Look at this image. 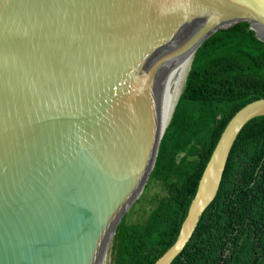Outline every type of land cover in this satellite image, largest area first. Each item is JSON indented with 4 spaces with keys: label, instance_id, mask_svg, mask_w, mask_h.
Instances as JSON below:
<instances>
[{
    "label": "water",
    "instance_id": "1",
    "mask_svg": "<svg viewBox=\"0 0 264 264\" xmlns=\"http://www.w3.org/2000/svg\"><path fill=\"white\" fill-rule=\"evenodd\" d=\"M241 22L264 41V0H0V264H108L156 164L165 87ZM262 115L264 97L232 116L154 264L185 249Z\"/></svg>",
    "mask_w": 264,
    "mask_h": 264
},
{
    "label": "trees",
    "instance_id": "2",
    "mask_svg": "<svg viewBox=\"0 0 264 264\" xmlns=\"http://www.w3.org/2000/svg\"><path fill=\"white\" fill-rule=\"evenodd\" d=\"M262 97L264 41L249 22L203 42L147 185L113 237L109 264H154L174 244L225 127ZM171 264H264V115L237 136L215 200Z\"/></svg>",
    "mask_w": 264,
    "mask_h": 264
},
{
    "label": "bare ground",
    "instance_id": "3",
    "mask_svg": "<svg viewBox=\"0 0 264 264\" xmlns=\"http://www.w3.org/2000/svg\"><path fill=\"white\" fill-rule=\"evenodd\" d=\"M259 33L264 36V30H260ZM192 59H193V55L189 56L185 60V62L182 64V66L177 71L175 76L165 87V91L162 99V114H161L163 129L166 128L168 122H170L169 120H171L170 118L172 117L174 107L179 97V96L177 97V94L181 87V81L185 78L187 70L191 68Z\"/></svg>",
    "mask_w": 264,
    "mask_h": 264
},
{
    "label": "rangeland",
    "instance_id": "4",
    "mask_svg": "<svg viewBox=\"0 0 264 264\" xmlns=\"http://www.w3.org/2000/svg\"><path fill=\"white\" fill-rule=\"evenodd\" d=\"M190 69V68H189ZM189 69L187 70V73H186V75H185V78L181 81V87H180V89H179V92H178V94H177V97L180 95V93H181V91H182V89H183V87H184V84H185V80H186V76H187V74H188V72H189ZM177 97H176V99H177ZM185 145H187L188 143L186 142V143H184ZM108 264H109V258H108Z\"/></svg>",
    "mask_w": 264,
    "mask_h": 264
}]
</instances>
